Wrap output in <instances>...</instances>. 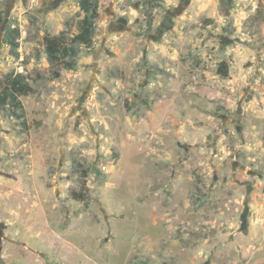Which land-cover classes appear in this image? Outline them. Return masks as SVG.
I'll return each mask as SVG.
<instances>
[{
  "label": "rangeland",
  "instance_id": "obj_1",
  "mask_svg": "<svg viewBox=\"0 0 264 264\" xmlns=\"http://www.w3.org/2000/svg\"><path fill=\"white\" fill-rule=\"evenodd\" d=\"M79 1L0 0V264H264V0H95L53 78Z\"/></svg>",
  "mask_w": 264,
  "mask_h": 264
},
{
  "label": "trees",
  "instance_id": "obj_2",
  "mask_svg": "<svg viewBox=\"0 0 264 264\" xmlns=\"http://www.w3.org/2000/svg\"><path fill=\"white\" fill-rule=\"evenodd\" d=\"M148 9H153L160 0H145ZM79 9L83 14L82 18L77 22V33L70 36L66 31H61L57 36L45 35L43 37V47L46 53L48 63L50 65V74L53 78L60 76V71L73 70L76 66V59L80 48H90L95 32V21L98 17V4L95 0H80ZM2 17L0 14V27L2 25ZM153 21L151 15H147L146 23L150 26ZM19 31L16 28L6 30L4 43L9 46V52L13 56H17ZM226 70L220 72L222 77L226 76ZM27 77L21 73L10 72L0 80V109L9 106L12 110L11 114L17 119L23 118L22 105L20 97L28 96L33 89L31 88ZM15 110H20L17 114ZM77 194L74 197L77 198ZM83 200V197L78 198Z\"/></svg>",
  "mask_w": 264,
  "mask_h": 264
}]
</instances>
